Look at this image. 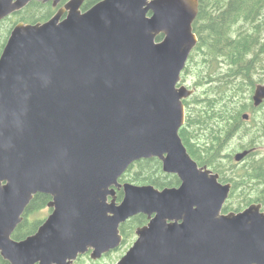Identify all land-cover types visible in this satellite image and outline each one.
<instances>
[{"label":"water","instance_id":"95a60500","mask_svg":"<svg viewBox=\"0 0 264 264\" xmlns=\"http://www.w3.org/2000/svg\"><path fill=\"white\" fill-rule=\"evenodd\" d=\"M31 1L0 0V21ZM84 1L17 23L0 55L2 257L72 264L92 249L98 259L142 213L148 224L115 264H264L261 203L224 213L232 183L199 165L180 135L184 99L195 91L181 75L199 41V0H99L83 10ZM263 102L257 84L253 104ZM152 157L181 183L120 181ZM37 193L52 197V213L35 233L13 238Z\"/></svg>","mask_w":264,"mask_h":264},{"label":"trees","instance_id":"16d2710c","mask_svg":"<svg viewBox=\"0 0 264 264\" xmlns=\"http://www.w3.org/2000/svg\"><path fill=\"white\" fill-rule=\"evenodd\" d=\"M97 1L85 0L83 9ZM55 12L52 1L33 0L1 20L0 55L17 23L46 21ZM193 27L199 41L183 71L182 82H186L187 75L195 69L197 80L194 86H189L194 87L195 92L184 99L187 114L180 135L199 165H207L220 174L221 181L232 183L229 198L223 207L225 213L240 211L255 201L260 202L264 210V156L252 158L253 153H250L239 163L234 161L232 154L225 155L224 152L236 134H250L249 144H243L239 138L241 149H247L264 133V119L255 123L254 117L251 122L243 118L247 108L253 105L252 94L256 83L261 80V76L255 77L259 70L255 62L256 57L258 59L259 54L264 53V0H199V12ZM162 38L163 35H160L157 40ZM192 62L194 68H190ZM251 123H255L254 127ZM120 180L153 184L158 188L180 184L176 174L163 170L157 157L134 162ZM49 198L44 193L34 196L13 238L22 239L36 232L43 220L32 221L27 214L46 206ZM117 198H123L122 189L117 190ZM146 221L145 214L140 213L126 224L135 227ZM127 241L128 238L123 244ZM0 261L9 264L1 254Z\"/></svg>","mask_w":264,"mask_h":264},{"label":"rangeland","instance_id":"374dc122","mask_svg":"<svg viewBox=\"0 0 264 264\" xmlns=\"http://www.w3.org/2000/svg\"><path fill=\"white\" fill-rule=\"evenodd\" d=\"M259 55L260 56L258 57V59L256 57V62H255L256 69H259L256 72L255 77L257 78V77L261 76V80H258L259 82L256 83L255 88H256L257 84H264V53H262V54L260 53ZM252 56H253V54L250 55V57H252ZM260 60H261V62H260ZM220 61L222 63H224V60L220 59ZM224 64H226V63H224ZM189 65H190V68H194L193 62L190 63ZM196 80H197V69H195V72L192 71L190 75H187V81L184 82V84H186L187 86H191V85L194 86V83ZM192 88H194V87H192ZM251 103L253 104V99L251 100ZM244 113L249 114L248 119H245L243 117L245 120H247V122H251L252 117L255 118V123L261 122V121H263L262 119H264V103L261 105V107L260 106L256 107L253 104L250 106L249 109L247 108V110ZM255 123H251V126L254 127ZM252 130H254V129H252ZM241 135L242 134H240V133L236 134L235 137L228 143V146L226 147V149L224 151L225 155L226 154H232L234 157V161L239 162V163H241L243 160L242 161H236L235 155L239 152L244 151V150H249V154L253 153L252 158L264 156V133L261 134L257 138L256 143L254 142L252 147L247 148V149H241L240 145H241V142H243V144L244 143L249 144L248 140H249L250 134L248 133V134H244L243 136H241ZM239 138L241 139V142H240ZM229 144H230V146H229ZM125 182H131V181L126 180ZM131 183H135V182H131ZM135 184H138V183H135ZM138 185H140V184H138ZM251 191H253V190H251ZM253 203H260V202L255 201V202H252L251 204H253ZM251 204H249L248 206H250ZM248 206H246V207H248ZM48 214H49V209L45 208L42 210H37L36 212L28 215V218L31 219L32 221L38 220V219H45L48 216ZM133 239H134V237H133V235H131L130 238H128L127 243L123 244L119 250L114 251L113 253L109 254L108 256L101 258L100 261H95L92 258H90L89 255H86L85 257H82L77 262V264H113L120 256H122L124 254V252L129 247V244L132 243Z\"/></svg>","mask_w":264,"mask_h":264},{"label":"flooded vegetation","instance_id":"af4514ba","mask_svg":"<svg viewBox=\"0 0 264 264\" xmlns=\"http://www.w3.org/2000/svg\"><path fill=\"white\" fill-rule=\"evenodd\" d=\"M64 5V1L63 2H61V3H59L58 4V6H56V10H58L61 6H63ZM83 8H84V6H83ZM66 16V12L63 14V17H65ZM254 92H255V90H254ZM45 194V193H44ZM36 195V194H35ZM34 195V196H35ZM46 195H48V194H46ZM49 199H48V201L46 202V206H43V207H41L39 210H42V209H45V208H48L49 209V214H48V216L52 213V211H53V207L52 206H50L49 205V203L52 201V197L49 195ZM34 198V197H33ZM122 199H120L119 201H121ZM27 209V208H26ZM26 209H25V211H24V213H23V219L25 218V215H26ZM34 212H36V211H33V212H31V213H29V214H27V217H28V215H30V214H32V213H34ZM48 216L45 218V219H42L43 221H42V223L48 218ZM145 216L147 217V215L145 214ZM148 221H149V219H148V217H147V221L146 222H144V223H141V224H136V226L135 227H130V223H127L126 224V222H124V223H122L121 224V226H120V233H121V235L123 236V239H122V244L119 246V247H117L116 249H113V250H111V251H109L108 253H105V254H103L102 256H101V258H103V257H106V256H108L109 254H111V253H113L114 251H117V250H119L121 247H122V245H123V242H124V240L126 239V238H130V236L131 235H133V237H134V239H133V241H132V243L131 244H129V247L130 246H132L133 244H134V242L136 241V239H137V237H138V235H137V233H136V231H137V229L138 228H140V227H142V226H145V225H147L148 224ZM42 223L40 224V225H42ZM40 225H39V227H40ZM18 227V226H17ZM38 227V228H39ZM38 230V229H37ZM36 230V231H37ZM14 233V232H13ZM35 233V232H34ZM33 234V233H32ZM31 235V234H30ZM27 237V236H26ZM23 239V238H22ZM18 240H20V239H18ZM128 247V248H129ZM127 248V249H128ZM127 251V250H126ZM125 251V252H126ZM91 252H92V249H90L89 251H87L86 253H84V254H80L76 259H74L73 260V262H72V264H77V262L82 258V257H85L86 255H89L90 256V258H92L91 257ZM124 252V253H125ZM1 254V253H0ZM2 256V255H1ZM3 258V257H2ZM121 258V256L113 263V264H115L119 259ZM4 259V258H3ZM5 260V259H4ZM5 261H7V260H5ZM96 261H100V259L99 260H96ZM8 263H9V261H7ZM0 263H1V261H0ZM2 264V263H1Z\"/></svg>","mask_w":264,"mask_h":264}]
</instances>
